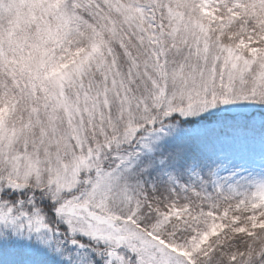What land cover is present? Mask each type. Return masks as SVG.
Returning a JSON list of instances; mask_svg holds the SVG:
<instances>
[{"label":"snow or ice","instance_id":"1","mask_svg":"<svg viewBox=\"0 0 264 264\" xmlns=\"http://www.w3.org/2000/svg\"><path fill=\"white\" fill-rule=\"evenodd\" d=\"M0 264H264V0H0Z\"/></svg>","mask_w":264,"mask_h":264}]
</instances>
